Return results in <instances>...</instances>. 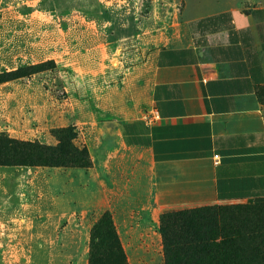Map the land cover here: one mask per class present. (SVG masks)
<instances>
[{"label": "crops", "instance_id": "crops-1", "mask_svg": "<svg viewBox=\"0 0 264 264\" xmlns=\"http://www.w3.org/2000/svg\"><path fill=\"white\" fill-rule=\"evenodd\" d=\"M170 5L181 10L165 31L74 53L62 75L64 106L78 128L113 125L121 146L144 155L163 180L173 170L172 180L208 184L221 204L264 198V117L255 100L264 85V0ZM13 121L1 115L0 131L14 135ZM108 204L93 168L0 166L2 226L45 231L48 216L62 222Z\"/></svg>", "mask_w": 264, "mask_h": 264}, {"label": "rangeland", "instance_id": "rangeland-1", "mask_svg": "<svg viewBox=\"0 0 264 264\" xmlns=\"http://www.w3.org/2000/svg\"><path fill=\"white\" fill-rule=\"evenodd\" d=\"M171 3L0 0V74L48 60H54L59 71L47 67L30 78L2 84L0 116L14 119L16 132L10 136L48 148L57 147L55 132L64 131V146L83 154L109 201L101 212H79L62 222L48 216L45 231L28 232L5 221L0 225V264H91L92 259L99 264H165L162 215L203 207L220 210L221 222L244 235L264 229V201L217 203L210 185L172 180L173 170H164L162 175L169 180H163L144 155L121 146L113 125L78 128L64 106L68 93L62 75L75 64L74 53L148 31H165L181 10ZM255 100L264 117V86Z\"/></svg>", "mask_w": 264, "mask_h": 264}, {"label": "trees", "instance_id": "trees-1", "mask_svg": "<svg viewBox=\"0 0 264 264\" xmlns=\"http://www.w3.org/2000/svg\"><path fill=\"white\" fill-rule=\"evenodd\" d=\"M47 67L59 72L55 61L48 60L0 74V85L30 78ZM63 132H55L60 140L57 147L48 148L32 141L12 138L8 133H0V166L41 167L48 170L90 169L86 159L82 158L83 154L64 146L66 136H62ZM253 201H264V198L249 202ZM221 215L220 210L208 207L163 214L161 235L165 264H264V229L244 235L231 224L221 222ZM91 264H99V260L92 259Z\"/></svg>", "mask_w": 264, "mask_h": 264}]
</instances>
